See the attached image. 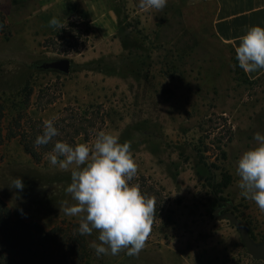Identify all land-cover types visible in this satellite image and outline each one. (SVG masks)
<instances>
[{"label": "rangeland", "instance_id": "374dc122", "mask_svg": "<svg viewBox=\"0 0 264 264\" xmlns=\"http://www.w3.org/2000/svg\"><path fill=\"white\" fill-rule=\"evenodd\" d=\"M116 1L117 35L102 40L92 22L87 34L77 16L64 25L72 23L68 34L56 38L57 29L38 17L40 0H0L8 25V34L0 35V96L30 85L31 117L43 121L100 110L105 123L99 132L131 142L138 168L133 181L145 177L167 197L138 255L124 249L98 257L91 245L99 243V232L85 235L92 264H264L250 256L236 226L214 216L216 210L233 213L255 244L264 243V211L241 195L236 174L238 159L256 145L254 134H264V74L248 83L237 78L234 51L212 33L211 10L202 0H167L162 10ZM58 60L78 66L68 74L42 68ZM40 91L44 100L37 99ZM1 154L0 197L17 215L48 229L80 223V216L63 211L76 203L65 191L71 170L47 157L35 163L17 140ZM223 175L231 177L224 206L212 211L207 179L217 184ZM17 177L23 190L13 187Z\"/></svg>", "mask_w": 264, "mask_h": 264}, {"label": "clouds", "instance_id": "9594fccd", "mask_svg": "<svg viewBox=\"0 0 264 264\" xmlns=\"http://www.w3.org/2000/svg\"><path fill=\"white\" fill-rule=\"evenodd\" d=\"M166 5L167 0H139L143 10H162ZM57 23L56 19L50 21L51 25ZM238 39L237 66L246 73L264 69V27L252 26ZM54 119L43 122V132L34 141L36 147L48 145L59 135ZM253 139L256 145L238 159L236 174L241 195L264 211V134L257 132ZM46 155L52 166L71 170V183L65 191L76 203L63 211L67 216H80L81 236L99 232V243L91 245L95 254L115 256L127 249V255H138L152 230L156 207L154 197L131 183L138 170L131 142L121 143L118 135L100 131L91 146L57 141ZM12 184L17 190L25 187L20 177Z\"/></svg>", "mask_w": 264, "mask_h": 264}, {"label": "trees", "instance_id": "16d2710c", "mask_svg": "<svg viewBox=\"0 0 264 264\" xmlns=\"http://www.w3.org/2000/svg\"><path fill=\"white\" fill-rule=\"evenodd\" d=\"M84 23L86 33H90L91 20L87 9L82 6L77 12ZM68 24L54 31L56 38L68 34ZM8 25L0 14V35L7 33ZM235 55V52H234ZM236 66L237 78L250 82L245 71ZM78 65H71V69ZM34 88L25 86L20 93L11 97L0 96V161L3 157L1 150L8 142L17 140L24 152L37 164L47 157L57 141L69 144L89 143L105 123L103 113L98 109L84 111H68L66 117L54 121L59 135L54 137L46 146L36 147L34 141L43 132V120L31 117ZM47 95L38 94V100H44ZM47 100L45 105L52 104ZM212 175V173H211ZM214 177L207 179L212 182V200L210 210L223 207L225 199L222 193L231 183L229 175H223L219 183H214ZM140 185L141 192L155 198V217L152 225L153 232L158 220L165 211L168 200L164 192L145 177H138L133 182ZM79 224L62 221L52 228H46L36 221H27L17 215L0 197V264H92L90 247L85 235L78 232ZM150 232V234H151ZM252 235L251 232H249ZM149 234V235H150Z\"/></svg>", "mask_w": 264, "mask_h": 264}, {"label": "crops", "instance_id": "0c3cea01", "mask_svg": "<svg viewBox=\"0 0 264 264\" xmlns=\"http://www.w3.org/2000/svg\"><path fill=\"white\" fill-rule=\"evenodd\" d=\"M211 11L210 27L214 36L235 52L239 37L252 26L264 27V0H204ZM38 17L49 30L64 26L75 17L80 0H40ZM92 26L100 39H113L119 29L116 0H84ZM56 19L57 24L50 21ZM253 80L264 74V69L246 73Z\"/></svg>", "mask_w": 264, "mask_h": 264}, {"label": "water", "instance_id": "95a60500", "mask_svg": "<svg viewBox=\"0 0 264 264\" xmlns=\"http://www.w3.org/2000/svg\"><path fill=\"white\" fill-rule=\"evenodd\" d=\"M42 68L46 70H56L64 74H68L71 69V62L70 60H58V61L44 64ZM219 212H220L219 210H216L214 212V216L218 220L227 219L231 222L232 225L237 227L241 235L242 243L244 247L246 248V250L248 251V253L250 254V256L255 260L264 261V243L260 245L255 244L251 239L248 229L236 219L233 213L227 212L222 215H219Z\"/></svg>", "mask_w": 264, "mask_h": 264}, {"label": "built area", "instance_id": "2783aa9c", "mask_svg": "<svg viewBox=\"0 0 264 264\" xmlns=\"http://www.w3.org/2000/svg\"><path fill=\"white\" fill-rule=\"evenodd\" d=\"M202 1H204V0H202Z\"/></svg>", "mask_w": 264, "mask_h": 264}]
</instances>
